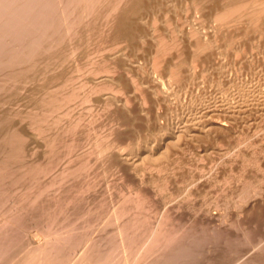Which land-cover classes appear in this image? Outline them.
Returning <instances> with one entry per match:
<instances>
[{
	"label": "rangeland",
	"instance_id": "rangeland-1",
	"mask_svg": "<svg viewBox=\"0 0 264 264\" xmlns=\"http://www.w3.org/2000/svg\"><path fill=\"white\" fill-rule=\"evenodd\" d=\"M17 1L20 4L21 0L0 1L3 3H0V22L5 20L4 13H7V9L14 3L16 5ZM63 1L69 5L65 3L66 7ZM89 1L59 0L58 2L55 0L56 4L52 2L55 8L51 2L47 1L50 6L46 4L47 6L44 7L46 11L50 9L49 11L54 13L57 9L65 7L63 13L65 20L62 22L66 24L61 23L64 27V29L61 27L64 33L61 32L62 42L58 43L51 37L52 39H48L47 43L50 44L49 40L54 43L50 41L52 46L49 45L51 47L49 50H43L45 47L48 48L46 42L42 45L43 49L40 52L43 55L40 54L36 58L37 63L34 69L31 68L29 71V75L31 76L34 72L33 75L36 78H29L34 80L31 83L28 79L26 83H22L23 86L18 85L20 86L18 95L14 96L16 88L10 89L12 86L4 89L5 92L0 90V118L2 114L6 117L10 115L9 117L13 118L16 123L17 130L23 128L22 138L28 144L26 145L28 151H21L23 163L26 165H22L24 168H21V171L17 170L20 171L19 182L15 183L17 186L15 184L12 187L8 186L7 183L9 184L13 178L8 177L11 180L7 179L10 181L6 182V187L4 184L3 188L6 190H2L0 195L2 200L0 203V237L1 239L12 235L14 237L16 234L21 237L10 243V250L0 252V264H263L264 37L262 36L264 31L262 32L261 28L264 30V14L260 15L259 19L257 18L258 21H255L260 25V33L257 31L258 34H256L251 27L254 19L248 24V14L242 15L239 19L235 18L238 21L229 19L228 25L223 27L225 22L221 21L225 18H222V13L216 11L208 14L206 11V15V12L204 14V11L200 10L193 0L190 2L189 0H150V3L145 0L147 7L137 14V23L144 30L146 29L147 35L139 39L137 37L135 40L141 48L137 50L141 64H138L135 56H128L125 62L128 61V68L131 69L128 70L129 72L127 68L124 69L125 74L123 73V77L118 79L117 76L123 69L118 68L119 70L115 71L118 66L112 67L115 58L106 60L107 54L113 51V46L112 49H110L111 46L107 48L104 43L97 40L94 42L89 40L85 44L81 42L82 40L80 41L82 27L85 26L83 24H87V21L91 22L90 18H93L92 15L98 8L95 5L98 3L96 2L92 6L94 11L86 9ZM123 1L121 0L122 3L119 6L123 4ZM211 1L206 3L209 12V5L211 7L218 0ZM45 2L40 4L44 6ZM79 2L81 6L78 5ZM9 3L10 6H8ZM30 4L32 6L30 5L29 8H32L34 3ZM39 6H35L34 10ZM60 11L63 12V9ZM59 12L58 17L62 13L59 14ZM8 15L9 13L6 14ZM142 15L146 20L142 18ZM112 17L113 14L108 16V22H112L110 20ZM229 17L231 18L232 15ZM7 20L4 21L5 24L9 23V19ZM230 21H236L235 25L233 22L229 24ZM106 25L107 23L102 29L108 32L109 28ZM215 28H220V35L224 30L232 32L234 29V33H238L235 29L243 31L245 28L244 30H247L251 36L247 42L250 38L253 41L248 42L250 46H247V43L245 48H240L242 53L238 51V46H235L238 49L234 48L231 52L228 50L230 54L227 51L228 55L223 56L224 60L222 55L216 54L218 49L214 47V59L218 62L224 61V65H221L223 69H219L220 63L217 66L218 70L216 67V69L209 68L211 71L214 69L217 74L211 75L210 72L212 77L201 78V88L204 86L207 91L210 87L209 91L192 94L188 92L187 84L184 85L186 87L181 86L182 90L174 74L173 76L167 75L169 72H163L164 69L162 70L161 67L162 72L158 69V73L161 72L162 79L165 77L164 84L167 83L165 85L170 90L167 100L170 99L171 102L160 98L159 89L154 92L149 89L159 97L158 99H155L156 96H149L153 93L149 90L148 93L146 90L148 94L146 95L149 97L147 101L143 100L144 97L147 98L146 95L143 96L147 83L142 82L141 78L147 74V69L152 67L151 59L147 60L144 55H142L143 61L141 59L144 47L150 46L151 43L150 49H155V42L159 39L160 46L164 47L162 43L165 42L166 47L169 45V52L167 51L165 57L169 59L174 57L176 60L180 57V51L193 54L199 34L209 33ZM39 32V30L35 32L33 30V33L32 31L25 32L19 37L33 38ZM253 33L259 39L255 35L253 39ZM152 35H155V39ZM7 37L9 39L12 36ZM222 43H227V41ZM120 44H118L119 47L124 45ZM222 45L220 52L223 47L227 46V44ZM244 49L247 50L244 51ZM226 50L223 49V51ZM235 50L239 54L234 52ZM44 51L45 53H42ZM194 62L189 61L185 64L187 73H193L195 77H200L202 73L208 74V71H203L198 61L195 65ZM21 65L22 63L19 64ZM25 65L21 67L24 68ZM136 66H139L142 72ZM97 68L102 70L99 71ZM131 70L141 78L137 79L134 73H130ZM113 71L118 72V75L115 76ZM102 73L114 75L115 79L120 82L114 79V82H109L110 78ZM4 74L1 73L0 79L6 78ZM93 77L97 78L96 81ZM169 77L174 78V81H170ZM49 78L55 79L47 83L46 89L41 88L40 86ZM122 80L129 85L127 92L122 90V88L126 89L125 81ZM137 80L145 85L143 86ZM135 81L139 82L136 86L141 84L139 87H143L134 86V83H137ZM163 81L152 84L158 86L163 84ZM131 82L134 87H131ZM207 83L210 85L208 86ZM0 84L6 86L2 81ZM121 84H123L122 88ZM35 87L40 88L37 90ZM136 88L144 92L141 90L138 92ZM178 91L181 95H178ZM131 92L133 95H130ZM109 94L112 98L115 96V101H113L114 98L109 97ZM127 94L132 98H129ZM208 95L211 99L207 98ZM46 96H49L51 100L54 98L52 105L50 103L49 107H44L47 111L37 103L41 101V98L47 99ZM102 98H104L103 102L100 100ZM106 99L111 102L108 103ZM158 100L164 102L159 103ZM114 102L118 107L112 104ZM199 102L204 104L202 109L199 107L201 106ZM121 103L123 105L125 103L124 107ZM179 103L181 106L177 107ZM154 104L156 106H151ZM120 105L121 110L126 106L127 112L123 111L128 113L126 118H129L127 121L131 123L126 121L127 127L123 120L120 121L125 124L124 127L120 125L121 122L116 120L115 116L117 113L112 111L120 112ZM207 106L209 109L212 107L213 114L215 112L217 114L215 116L211 113V118L215 116L212 118L215 122L219 120L222 122L224 119V125L215 127L216 129L213 127L215 130H208L211 131L208 132L209 134L205 130V134L204 132L202 134V131L195 132L194 129H197V126L200 130L196 116L199 115L201 117H198L202 119L205 110H208ZM179 108L181 111H177ZM4 111H6L5 114ZM117 116L121 117V114L118 113ZM156 123H159L160 127ZM178 129L181 131L179 134L183 135L180 138L178 135V140L176 137L172 138L173 140H170L168 145L160 148L158 145L160 142L157 141L163 140L161 138L163 134ZM126 131H128L127 136L132 133L134 135L127 138ZM193 132L197 133L198 137L194 136L195 134L192 135ZM145 145L148 149L151 147V151L154 150L152 155L148 154L150 150L146 152L149 157L145 156L146 159L140 160L141 164L137 165L139 168L133 162H128L125 155L123 156L125 153L127 157L130 155L128 160L133 161L138 157L136 152L138 153L139 149L141 150ZM153 163L157 166L155 167ZM27 165L36 166L38 172L30 173L25 169ZM123 167L126 169H122ZM15 168V165L10 167L12 170ZM136 168L139 169L138 172ZM21 221L25 224L21 225ZM18 224L22 227L19 228V235L16 231L18 228L15 229ZM23 226H26L25 229Z\"/></svg>",
	"mask_w": 264,
	"mask_h": 264
},
{
	"label": "bare ground",
	"instance_id": "bare-ground-1",
	"mask_svg": "<svg viewBox=\"0 0 264 264\" xmlns=\"http://www.w3.org/2000/svg\"><path fill=\"white\" fill-rule=\"evenodd\" d=\"M1 1V0H0ZM6 1V0H5ZM46 1V2H45ZM47 1L50 3L51 2V4H52V2L53 3H55L56 4V2H55V0H21V2H19L20 4H18V1H17V3H16V5H15V3L13 4V5H11V7L10 8H6L7 9V13H4L5 15V22L6 21H8L7 19H9V23L7 22L6 24H5V22L3 21V22H0V24L1 23H3L2 25H0V67H1V69H0V72L1 73H5L4 74V76L6 77V78H2V79H0V81H2L4 84H6V86H4L3 84H0V90H3L4 92H5V90L4 89H7V88H10L11 86H12V88H10V89H15L16 88V93H15V95H14V93H13V95L14 96H16V95H18V93L17 92H19V89H20V86H18V85H21L22 83H26L27 82V80L30 78V79H32V77H35L36 78V76L35 75H33L34 74V72H32L33 74V76L31 75H29V71L31 70V68H32V70L34 69L33 67H35V65H36V58L41 54V49H43V47H42V45L46 42L47 43V40L48 39H52V38H54V40L55 41H57L58 43H60V42H62L61 41V32L63 33V30L61 29V27H63L62 25L65 23H63L62 21H64L65 19H63L64 18V16L63 15H65V14H63L64 13V8L65 7H63L62 8V6H60L62 9H63V12L62 11H60V10H62V9H57V11L59 12H62L61 13V15H59V17H58V12L56 11V12H51V11H49L48 9H47V11L45 10V6H47V5H49V4H47ZM58 2H59V0H57ZM70 1V0H69ZM76 1H79V0H76ZM84 1V0H83ZM86 1V0H85ZM95 0H90L89 2H88V4H86V9H88L89 8V10L90 9H92V6L96 3V2H98V3H96L95 5L98 7V8H96V10H95V12L93 13V18L91 19L90 18V20H91V22L90 23H88L89 21H87V24H83V25H85L84 27H82L83 29L81 30V34H80V41L83 43V44H85L87 41L89 42V40H93V42L94 41H100V42H102V43H104L105 44V46L108 48L109 46H111V48L110 49H112V46H113V51L111 52V53H108L107 51H105V52H107L108 54H107V56H106V60H107V58H109V59H114L113 61H114V65L112 66V67H115L117 70H115V71H118L119 69H121L122 70V72L119 74V76H117L118 75V72H116L115 73V71H113V73H115V76H117L118 77V79H120L121 77H123L122 75H123V73H124V69H126L127 68V71L129 70V69H131L130 67L128 68V61L127 62H125V60H126V58H127V60H128V56H130V55H132V56H135L136 57V59L138 60V57L140 58V55L138 54L139 53V51H138V53H137V50H139V48H140V45H138L137 44V42L135 41L136 39H137V37H138V39L141 37V38H143L144 37V35L147 33V32H145L146 31V29L144 30L140 25H138V23H137V14H139V11L141 12V10L142 9H144V8H146L147 7V3L145 2V0H124L123 1V4L122 5H120L119 6V4L120 3H122L121 2V0H99V1H95ZM193 1H195V4H197L198 5V8L200 9V10H202V11H204V14H205V12L207 11L208 12V14H210V13H212V12H216L217 11V13H222L221 14V16H222V18L224 19L225 18V20L224 21H221L222 23L223 22H225L224 23V26L223 27H225V25H228L227 24V21H229V19H234V20H236V19H239V17H241L242 15H244V14H248L247 15V17L249 18V23L248 24H250V22L252 21L253 22V19H254V22H253V24H251V25H253V26H251L252 27V30L256 33L257 31H258V33H260V29H259V22H256L255 23V21L257 20L258 21V19L260 18L259 16L261 15L262 16V14H264V0H216L217 2H218V4H217V2L214 4V5H211V7H210V5H209V10H210V12L208 11V5L206 4V3H209V1H211V0H193ZM10 2V1H9ZM43 2H45L44 4V6L43 5H41ZM58 2H57V4H58ZM90 2H91V5H90ZM147 2H149L150 3V0L148 1L147 0ZM189 2H190V0H189ZM0 3H2V2H0ZM7 3V2H6ZM13 3V2H12ZM30 3H34L33 4V9L32 8H29V7H31L32 6V4H30ZM41 3V4H40ZM61 3V2H60ZM63 5H65L66 6V4H67V2L66 1H63ZM66 3V4H65ZM83 3V2H82ZM85 3V2H84ZM87 3V2H86ZM149 3H148V5H149ZM211 3H213L212 1H211ZM210 3V4H211ZM3 4V3H2ZM18 4V5H17ZM47 4V5H46ZM71 4H73L72 3V1H71ZM75 4V3H74ZM80 4V2L78 3V5ZM31 5V6H30ZM37 5L39 6H43V7H40L39 6V8H37L36 10H34L35 9V6L37 7ZM69 4H67V6H68ZM1 6V5H0ZM8 6H10V3H9V5ZM7 6V7H8ZM13 6V7H12ZM50 6V5H49ZM48 6V7H49ZM52 6H54L53 8H55V5H53L52 4ZM51 6V7H52ZM66 6V7H67ZM75 6V5H74ZM76 6H77V3H76ZM80 6H81V4H80ZM95 6V7H96ZM78 7V6H77ZM91 7V8H90ZM150 7V6H149ZM44 8V9H43ZM58 8V7H57ZM94 8V7H93ZM1 9V8H0ZM84 9V8H83ZM3 10V9H2ZM34 10V11H33ZM54 10V9H53ZM66 10V9H65ZM69 10V9H68ZM88 10V11H89ZM93 11H94V9H92ZM116 10V11H115ZM145 10V9H144ZM162 10V9H161ZM195 10V9H194ZM213 10V11H212ZM67 11V10H66ZM73 11V10H72ZM79 11V10H78ZM115 11V12H114ZM224 11V12H223ZM4 12V11H3ZM60 12H59V14H60ZM86 12V11H85ZM84 12V13H85ZM92 12V11H91ZM207 12H206V15H207ZM9 13V17L8 16H6V14H8ZM57 13V14H56ZM144 13H146V12H144ZM92 14V13H91ZM111 14V15H110ZM112 14H113V17H112V19H110L112 22L110 23V21L108 22V16H112ZM16 15H18V17L16 16ZM79 15V14H78ZM194 15V14H193ZM232 15V17L230 18L229 16H231ZM2 16V15H1ZM13 16H14V18H13ZM17 18H16V17ZM61 16H63V17H61ZM163 16V15H162ZM216 16V15H215ZM245 16V15H244ZM3 17V16H2ZM83 17V16H82ZM229 17V18H228ZM234 17V18H233ZM259 17V18H258ZM16 18V19H15ZM59 18V19H58ZM80 18V17H79ZM142 18H143V15H142ZM221 18V17H220ZM236 18V19H235ZM258 18V19H257ZM62 19V20H61ZM143 19H145V17L143 18ZM219 19V18H218ZM217 19V20H218ZM82 20V19H81ZM146 20V19H145ZM197 20V19H196ZM79 21V20H78ZM85 21V20H84ZM106 21V22H105ZM236 21H238V20H236ZM236 21H230V23L229 24H231L232 22H233V24L235 25V23L234 22H236ZM264 21V20H263ZM263 21H262V23H263ZM105 22V24L107 23V25L106 26H108V32H105L103 29H102V27H103V25H105V24H103ZM247 22V21H246ZM61 23H62V25H61ZM183 23V22H182ZM195 23V22H194ZM256 25H255V24ZM257 23H258V25H257ZM66 24V23H65ZM260 24H261V22H260ZM70 25V24H69ZM76 25H77V23H76ZM180 25V24H179ZM222 25V24H221ZM71 26V25H70ZM79 26H80V24H79ZM193 26V25H192ZM143 27H145L144 25H143ZM147 27V26H146ZM202 27V26H201ZM232 28H233V26H231ZM230 27V28H231ZM235 27V26H234ZM251 27L249 28V29H251ZM33 28V29H32ZM35 28H36V30H39L40 32H39V34H37L36 35V37H35V35H34V37L33 38H30V37H25V38H28L27 40H25V41H22V40H24V39H22V38H20L21 37V34H25V32L27 33V32H30V31H32V33H33V30H34V32L36 31L35 30ZM247 28V27H246ZM63 29H64V27H63ZM242 29V28H241ZM245 29V28H244ZM243 29V31H242V35L239 33V31L240 30H238V29H235V31L237 30L238 31V33H234V29L232 30V32L229 30V31H227V30H224V32H222V35H220L219 34V32H220V28H215V29H213V30H211L209 33H206V34H199V37H198V39L196 40L197 42L195 43L197 46H196V48L194 49V53L193 54H188L187 52H185V51H180V54H179V59H176L175 60V58L174 57H171V56H173V54L170 56L171 58L169 59V58H167V57H165L166 56V53H167V51H168V48H169V45H168V47H166L167 45L165 44V43H162V44H164V47L163 46H160V40L158 39H156L155 41V49H153V50H151L150 49V46H151V43H150V46L149 45H147V46H145L144 47V51L141 53V56L142 55H144V56H146L147 57V60H152V61H150V62H152V67L148 70L147 69V67L149 66V65H147V67L145 66V68L147 69V74H145V76L144 77H140L141 78V81L142 82H146L147 83V85H145L144 83V85H145V88L146 89H144L145 91L147 90H149V89H152V91L154 92L156 89H159V94L161 95H159L160 96V98H162V99H166L167 100V98H169V91L170 90H168L167 89V87L168 86H166L165 84H167V83H165L164 84V82L165 81H163V79H165V77L162 79V77L163 76H161L162 74H161V72H162V70H163V72L165 71V72H169V73H167V75L168 74H170V75H172L173 76V74H174V76H175V80H177L178 81V86L179 87H186L187 86V88H189V93L190 92H192V94L193 93H199V92H203V93H205V92H208L209 91V88H208V90L206 91V88H204V86H203V88H201L202 86H201V78L202 77H209V76H211L212 74H214L215 73V70L213 71H211L210 69L211 68H217V66H219L220 65V67H219V69L220 68H222L223 69V67H221V65L224 63V61L222 62V61H216L215 59H214V57H213V55H215L214 53H213V50H214V52H215V48L216 49H218V50H216L217 51V53L216 54H219V55H222L221 57H222V59L225 57V56H227L228 54H226V52L229 50L230 52H231V50H234V48L235 49H238V47H239V50L238 51H240V53H242L241 52V49L240 48H245V46H246V44L249 42L250 43V41H253V40H251V38H250V41L248 40V42H247V39L249 38V37H251L249 34H248V32H247V30H244ZM248 29V30H249ZM30 30V31H29ZM180 30V29H179ZM200 30V29H199ZM153 31V30H152ZM240 31V32H241ZM261 31L263 32L264 30L261 28ZM59 32H60V34H59ZM200 32H202V31H200ZM251 32V31H250ZM255 33H253L252 35V37H253V39L256 37V35H255ZM258 33H256V34H258ZM264 33V32H263ZM20 34V35H19ZM64 34V33H63ZM62 34V35H63ZM149 34V33H148ZM157 34H159V33H157ZM191 34V33H190ZM208 34V35H207ZM262 34V33H261ZM260 34V36H262ZM8 35H11L12 37L11 38H9L8 39ZM31 35V34H30ZM147 35V34H146ZM202 35H204V36H202ZM205 35H207V36H205ZM254 35H255V37H254ZM20 36V37H19ZM23 36V35H22ZM25 36V35H24ZM33 36V35H32ZM149 36V35H148ZM153 36V35H152ZM155 36V35H154ZM154 36H153V38H154ZM201 36V37H200ZM215 36V37H214ZM52 37V38H51ZM63 37V36H62ZM65 37V36H64ZM147 37V36H146ZM159 37V36H158ZM258 37V36H257ZM256 37V38H257ZM264 37V35L262 36V38ZM45 38H47V39H45ZM261 38V40H263ZM155 39V38H154ZM257 39H259V38H257ZM257 39H255L256 41H257ZM45 40V41H44ZM145 40V39H144ZM148 40V39H147ZM225 40L227 41V43H222V42H225ZM42 41V42H41ZM50 41H52V40H49V45L50 46H52L51 45V42ZM149 41H150V39H149ZM154 41V40H153ZM56 42V43H57ZM92 42V41H91ZM92 42V43H93ZM145 42V41H144ZM263 42H264V40H263ZM263 42H261L260 41V43H263ZM41 43V44H40ZM52 43H54L53 41H52ZM120 43H123L124 45L123 46H121V47H119L118 46V44L119 45H121ZM143 43V42H142ZM146 43V42H145ZM248 43V45L247 46H250L251 44H249ZM254 43V42H253ZM252 43V44H253ZM257 43V42H256ZM255 43V44H256ZM259 42H258V45L260 44ZM98 44V43H97ZM141 44V43H140ZM148 44V43H147ZM222 44H227V46H225V48L223 47V49L224 50H226V51H223V49L221 50V52H220V50L219 49H221V47L223 46ZM48 45V43L46 44V46ZM48 45V48L47 47H45V49H43V50H49V48H51L50 46ZM61 45V44H60ZM59 45V46H60ZM144 45V44H143ZM257 45V46H258ZM262 45V44H261ZM82 46V45H81ZM97 46H99L100 47V45H97ZM118 46V47H117ZM235 46H238V47H235ZM253 46H255V45H253ZM42 47V48H41ZM55 47H56V45H55ZM57 47H58V45H57ZM64 47V46H63ZM152 47V46H151ZM215 47V48H214ZM227 47V48H226ZM260 47V46H259ZM92 48H93V46H92ZM154 48V47H153ZM193 48V47H192ZM214 48V49H213ZM247 48V47H246ZM250 48V47H249ZM254 48V47H253ZM255 48H256V46H255ZM96 49V48H95ZM102 49V48H101ZM116 49V50H115ZM127 49H129L128 51H127ZM141 49V48H140ZM248 49V48H247ZM246 49V50H247ZM251 49V48H250ZM182 50V49H181ZM245 49H244V51H246ZM45 51L44 52H42V53H45ZM102 51V50H101ZM100 51V52H101ZM109 51V50H108ZM111 51V50H110ZM142 51V50H141ZM140 51V52H141ZM179 51L177 52V54L179 53ZM228 51V52H229ZM243 51V52H244ZM250 51V50H249ZM59 52V51H58ZM169 52V51H168ZM227 52V53H228ZM230 52H229V54H230ZM234 52H237V50H235ZM238 53V52H237ZM237 53H236V55H237ZM105 54V53H104ZM104 54H103V58L105 59V57H104ZM176 54V55H177ZM226 54V55H225ZM239 54V53H238ZM41 55H43V54H41ZM60 55V54H59ZM62 55V54H61ZM87 55V54H86ZM225 55V56H224ZM95 56H96V54H95ZM102 56V55H101ZM131 56V57H132ZM224 56V57H223ZM234 56V55H233ZM130 57V58H131ZM134 57V58H135ZM145 57V58H146ZM217 57V56H216ZM133 58V57H132ZM149 58V59H148ZM166 58H167V60H166ZM109 59H108V61H109ZM136 59H134V61L136 60ZM141 59H142V61H143V56L141 57ZM221 59V60H222ZM225 59V58H224ZM223 59V60H224ZM39 60V59H38ZM37 60V61H38ZM106 60H104V61H106ZM218 60V59H217ZM220 60V59H219ZM112 61V62H113ZM132 61H133V59H132ZM191 62V61H195L196 63H197V61L201 64V66L200 67H202V69H203V71H208V74H201V76L199 77H195L194 75H192L193 73H187V71L185 70V64L187 63V62ZM238 61V60H237ZM101 62V61H100ZM109 62H111V61H109ZM195 62H194V65H195ZM20 63H22V65L23 64H26L25 65V67L24 68H22L21 66H19V64ZM47 63V62H46ZM45 63V64H46ZM108 63V62H107ZM106 63V64H107ZM115 63H116V65H115ZM130 63V62H129ZM132 63V62H131ZM135 63V62H134ZM140 63V61L138 60V64ZM144 63V62H143ZM149 63V62H148ZM220 63V64H219ZM50 64V63H49ZM141 64V63H140ZM219 64V65H218ZM101 66H104L103 64H100ZM143 65V64H142ZM199 65V64H198ZM224 65V64H223ZM94 66H96V65H94ZM109 66V65H108ZM107 66V67H108ZM141 66V65H140ZM225 66H226V64H225ZM238 66V65H237ZM98 67V66H97ZM112 67H110V68H112ZM136 67H138L139 69H140V67L139 66H136ZM161 67H162V70H161ZM164 67V68H163ZM104 67H102V69H103ZM105 68H106V66H105ZM114 68V69H115ZM119 68V69H118ZM149 68V67H148ZM210 68V69H209ZM215 68V69H216ZM98 69V68H97ZM102 69H98L99 71L100 70H102ZM113 69V68H112ZM111 69V70H112ZM136 69V68H135ZM134 69V70H135ZM143 69V68H142ZM158 69L161 71V72H159L158 73ZM192 69V68H191ZM199 69V68H198ZM106 69H104V71H105ZM120 70V71H121ZM137 70V69H136ZM136 70H135V73H136ZM167 70V71H166ZM194 70V69H193ZM217 70H218V68H217ZM225 70V69H224ZM53 71V70H52ZM99 71H96L97 73L99 72ZM119 71V72H120ZM30 72V73H31ZM49 72V71H48ZM51 72V71H50ZM102 72V71H101ZM100 72V73H101ZM129 72V71H128ZM140 72H142L141 71V69H140ZM144 72V71H143ZM210 72H211V75H210ZM220 71H218V73H219ZM239 72V71H238ZM1 73H0V76H1ZM36 73V72H35ZM99 73V74H100ZM111 73V72H110ZM130 73H134V71L133 70H131V72ZM134 73V74H135ZM201 73V72H200ZM221 73V72H220ZM95 74V73H94ZM102 74H104V75H106L105 73H102ZM117 74V75H116ZM125 74V73H124ZM134 74H132L133 76H134ZM144 74V73H143ZM165 74V73H164ZM215 74H217V73H215ZM222 74H224V72L222 73ZM96 75V74H95ZM146 75H148V76H146ZM200 75V74H199ZM3 76V75H2ZM3 76V77H4ZM97 76V75H96ZM115 76L114 75H109V74H107L105 77H109L110 79L108 80L109 82H114L113 81V79L114 80H116L115 79ZM125 76V75H124ZM131 76V75H130ZM132 76V77H133ZM135 76L136 77H138L137 76V74H135ZM134 76V77H135ZM142 76V75H141ZM151 76V78H149ZM161 76V77H160ZM222 76H224V75H222ZM104 76H102V78H103ZM104 77V78H105ZM116 77V78H117ZM132 77H129L130 79L132 78ZM204 77V78H205ZM212 77V76H211ZM217 77V76H216ZM1 78V77H0ZM34 78V79H35ZM125 78V77H124ZM128 78V79H129ZM139 77L137 78V79H140ZM170 79V81H174V78H171V77H169ZM210 78V77H209ZM221 78V77H220ZM224 78V77H223ZM29 79V81H30V83H31V81L33 82L34 80H30ZM52 79H55V78H49L47 81H46V83H44L43 85H41L40 87L41 88H45L46 89V87H48L47 85V83L48 82H51L52 81ZM56 79H57V77H56ZM86 79V78H85ZM93 79H95L94 81H96V79L97 78H94L93 77ZM99 79V78H98ZM101 79V78H100ZM108 79V78H107ZM112 79V80H111ZM133 79V78H132ZM145 79V80H144ZM167 79V78H166ZM208 79V78H207ZM134 80H135V78H134ZM168 80V81H169ZM206 80V79H205ZM209 80V79H208ZM28 81V82H29ZM92 81V80H91ZM104 81H105V79H104ZM116 81H119V80H116ZM123 82L125 81V80H122ZM137 81H140V80H137ZM137 81H135V82H137ZM141 81H140V83H141ZM163 81V84H159L158 86L156 85V86H154V84H152L153 82H155V83H160V82H162ZM169 81V82H170ZM176 81V82H177ZM202 81H203V79H202ZM223 81V80H222ZM227 81V80H226ZM120 82V81H119ZM134 82V81H133ZM209 82V81H208ZM212 82V81H211ZM213 82H214V80H213ZM242 82V81H241ZM29 83V84H30ZM91 83V82H90ZM96 83V82H95ZM107 83V82H106ZM130 83V82H129ZM139 82H137V83H134V86H136V84H138ZM157 83V84H158ZM224 83V82H223ZM7 84H8V86H7ZM33 84V83H32ZM110 84H112V83H110ZM118 84H120V83H118ZM131 84H132V82H131ZM130 84V85H131ZM142 84V83H141ZM141 84H139V85H141ZM142 84V85H143ZM173 84V83H172ZM185 84H187L186 86H184ZM208 84V83H207ZM207 84H206V87H207ZM24 84H22L21 86H23ZM34 85V84H33ZM100 85V84H99ZM98 85V86H99ZM115 85H116V83H115ZM139 85H137L138 87H139ZM143 85V86H144ZM170 85V84H169ZM204 85V84H203ZM210 85V83L208 84V86ZM212 85V84H211ZM14 86V87H13ZM17 86V87H16ZM59 86V85H58ZM102 86V85H101ZM109 86V85H108ZM121 86V88L123 87V84H121L120 85ZM119 86V87H120ZM124 86H125V88L126 89H123L122 88V90H126V92H127V90H129V85L127 84V82L125 81V84H124ZM133 86V84L131 85V87ZM133 86V87H134ZM136 86V87H137ZM142 86V87H143ZM215 86V85H214ZM25 87V86H24ZM39 87V88H40ZM50 87V86H49ZM142 87H139V88H142ZM171 87V86H170ZM172 87H173V85H172ZM182 87L180 88V89H182ZM220 87V86H219ZM26 88V87H25ZM35 88H37V90L39 89L38 87H35ZM94 88V87H93ZM191 88V89H190ZM10 89H8L9 91H12L13 92V90H10ZM24 89V88H23ZM33 89V88H32ZM133 90H134V88H132ZM131 89V90H132ZM137 89V88H136ZM219 89V88H218ZM218 89H217V91H218ZM22 90V89H21ZM138 90V89H137ZM143 91L144 92V90H142V89H139L138 90V92L139 91ZM177 90V89H176ZM183 90V89H182ZM213 90V89H212ZM221 90V89H220ZM32 91V90H31ZM43 91V90H42ZM147 91L145 92V94L143 95V96H145L146 94H147ZM150 91V93L152 92L151 90H149ZM149 91H148V93H149ZM180 91V90H179ZM178 91V95H181L180 94V92ZM33 92H36L35 90H33ZM152 92V93H153ZM171 92H173V90L171 91ZM184 92V91H183ZM186 92H187V90H186ZM185 92V93H186ZM133 92H131L130 93V95H133L132 94ZM141 93V92H140ZM141 93V94H142ZM211 93V92H210ZM209 93V94H210ZM10 94H12V93H10ZM125 94V93H124ZM154 94V93H153ZM152 94V95H153ZM173 94V93H172ZM172 94H171V96H172ZM184 94V93H183ZM201 94V93H200ZM207 94V93H206ZM12 95V96H13ZM55 95V94H54ZM105 95V94H104ZM116 95V94H115ZM118 95V94H117ZM128 96H129V98L131 97L132 98V96H130L129 94H127ZM135 95V94H134ZM140 95V94H139ZM148 95V94H147ZM146 95V97L147 98H145L144 97V99L143 100H145L146 99V101H147V99H148V97L149 96H151V97H155L156 95L154 94V96H152V95H149V96H147ZM173 95H175V94H173ZM191 95V94H190ZM195 95V94H194ZM194 95H193V97H194ZM204 95V94H203ZM222 95V94H221ZM53 96V95H52ZM56 96V95H55ZM100 96V95H99ZM98 96V97H99ZM106 96V95H105ZM113 96V95H112ZM127 96V97H128ZM142 96V97H143ZM188 96V95H187ZM192 96V95H191ZM210 95H208L207 96V98L209 97ZM214 96V95H213ZM213 96H212V98H213ZM46 97H48L47 99L46 98H44V99H42L41 98V101H39V102H37L38 103V105H40V106H42L43 107V109H45V108H47V107H49L50 106V103H51V105H52V100L54 99H50L49 98V96H46ZM103 97V96H102ZM108 97V96H107ZM109 97H111L110 96V94H109ZM150 97V98H151ZM190 97V96H189ZM192 97V98H193ZM211 97V96H210ZM209 97V98H210ZM229 97V96H228ZM100 98V97H99ZM112 98V97H111ZM114 98V100L113 101H115V96L113 97ZM112 98V99H113ZM159 97H157L156 96V98L155 99H158ZM181 98V97H180ZM186 98H188V97H186ZM208 98V99H209ZM215 98V97H214ZM96 99V98H95ZM94 99V100H95ZM104 98H102V99H100L101 101L103 100ZM111 99V100H112ZM118 99H120V98H118ZM123 99L124 98H122V102H124L123 101ZM128 99V98H127ZM138 99V98H137ZM137 99H135V100H137ZM152 99V98H151ZM162 99H160V100H162ZM184 99V98H183ZM189 99V98H188ZM194 99H196V98H194ZM197 99H198V96H197ZM205 99V98H204ZM211 99V98H210ZM109 100H110V98H109ZM129 100V99H128ZM134 100V101H135ZM154 100V99H153ZM152 100V102L154 103V101ZM160 100H158V101H160ZM187 100V99H186ZM207 100V99H206ZM216 100V99H215ZM8 101V100H7ZM106 101H107V99H106ZM112 101V102H113ZM140 101V100H139ZM142 101V100H141ZM149 101V100H148ZM170 101V99L169 100H167L166 102H169ZM192 101H194V100H192ZM198 101V100H197ZM219 101V100H218ZM222 101V100H221ZM220 101V102H221ZM95 102H96V100H95ZM99 101L97 100V103H98ZM103 102V101H102ZM101 102V103H102ZM108 102V101H107ZM109 102H111V101H109ZM108 102V103H109ZM119 102V101H118ZM129 102H130V100H129ZM157 102V101H156ZM163 103L164 101H160L159 103ZM171 102V101H170ZM176 102V101H175ZM209 102H210V100H209ZM212 102V101H211ZM223 102H225V101H223ZM36 103V104H37ZM93 103H94V101H93ZM96 103V104H97ZM120 103V102H119ZM137 103H139V102H137ZM150 103V102H149ZM158 103V102H157ZM182 103V102H181ZM181 103H179L178 104V106L177 107H180L181 106ZM199 103H201V102H199ZM207 103V102H206ZM228 103V102H227ZM49 104V105H48ZM111 104V103H110ZM112 104H116V102H114V103H112ZM122 104V103H121ZM129 104V103H128ZM144 104V103H143ZM143 104H141V105H143ZM152 104V103H151ZM184 104V103H183ZM182 104V105H183ZM187 104V102L185 103V105ZM193 104V103H192ZM215 104V103H214ZM220 104V103H219ZM118 105V104H117ZM124 105H125V103H124ZM124 105L122 104V107H124ZM161 106H163V104H160ZM164 105H166V104H164ZM180 105V106H179ZM196 105V104H195ZM201 106H199L201 109L204 107H202V105H204V104H200ZM208 105V104H207ZM212 105H213V102H212ZM216 105V104H215ZM224 105V104H223ZM222 105V106H223ZM233 105V104H232ZM116 106V105H115ZM151 106H156L155 104L154 105H151ZM171 106V105H170ZM187 106H189V105H187ZM191 106V105H190ZM189 106V107H190ZM193 106H194V104H193ZM234 106V105H233ZM232 106V107H233ZM45 107V108H44ZM116 107H118V106H116ZM120 107V110L122 109V107H121V105L119 106ZM188 107V109H190ZM198 107V108H199ZM208 107V106H207ZM207 107H205V108H207ZM53 108V107H52ZM51 108V109H52ZM159 108H160V106H159ZM175 107L173 106V109H174ZM193 108V107H192ZM215 108V107H214ZM213 108V109H214ZM224 109L226 108V107H223ZM230 108V107H229ZM239 108V107H238ZM10 109V108H9ZM42 109V108H41ZM113 108H111V110H112ZM116 109V108H115ZM138 109H140V108H138ZM153 109V108H152ZM181 108H179V110H177V111H181L180 110ZM185 109H186V107H185ZM200 109V110H201ZM211 109H212V107H210V109H209V107H208V110L206 109H204L205 110V112H204V115H202L203 117H202V119H200L199 117H201V116H196V119H198L199 120V125H200V130L198 129V126H197V129H194V131L196 132H200V131H202V134H203V132H204V130L205 131H207V133L209 132L208 130H210V129H212V130H215L216 128L215 127H223V125H224V123H223V121H224V119H223V121L222 122H220V120L219 121H214L212 118L213 117H215L217 114H216V112L213 114L212 113V111H211ZM223 109V110H224ZM46 110V109H45ZM117 110V109H116ZM123 110H125L126 111V106H125V108L123 109ZM123 110H121L120 112H116L115 110H112V111H114V113H117L115 116L118 118H116V120H118V121H120V120H123L124 121V123L129 119H127L126 117H127V115H128V113H125ZM128 110V109H127ZM133 110V109H132ZM141 110V109H140ZM156 110V109H155ZM187 110V109H186ZM233 110V109H232ZM47 111V110H46ZM112 111H110V112H112ZM131 111V110H130ZM170 111V110H169ZM194 111V110H193ZM226 111H227V109H226ZM234 111V110H233ZM240 111H241V109H240ZM5 112L6 111H4L3 113L5 114ZM109 112V113H110ZM127 112V111H126ZM129 112V111H128ZM143 112H144V110H143ZM152 112V111H151ZM164 112V111H163ZM184 112V111H183ZM195 112V111H194ZM236 112V111H235ZM2 113V112H1ZM118 113H120L121 114V117H118L117 115H118ZM161 113V112H160ZM179 113V112H178ZM182 113V112H181ZM180 113V114H181ZM196 113V112H195ZM200 113V112H199ZM213 114V115H215V116H213L212 118H211V115L210 114ZM7 114H8V112H7ZM113 114V113H112ZM172 114V113H171ZM234 114H236V113H234ZM100 115V114H99ZM143 115V114H142ZM148 115V114H147ZM182 115V114H181ZM193 115V114H192ZM2 117L0 118V142H1V144H0V195H1V193H2V190H6V189H4L3 188V186H4V184H5V187L8 185V186H13L15 183H17V181L19 182V178H18V176H19V173H20V169L21 168H24L23 166L24 165H26V164H24L23 163V155L21 154V151H24V152H26V151H28V148L26 147V145H28V144H26L25 143V140L22 138L23 137V135H24V131H22L23 130V128L21 129V130H17V128H16V123H15V121H14V119L13 118H11V117H9V116H7L6 117V115H1ZM20 116V115H19ZM112 116V115H111ZM120 116V115H119ZM180 116V115H179ZM205 116V117H204ZM36 117V116H35ZM173 117V116H172ZM121 118V119H120ZM140 118V117H139ZM157 118V117H156ZM181 118H182V116H181ZM188 118V117H187ZM193 118H195L194 116H193ZM223 118V117H222ZM234 118V117H233ZM12 119V120H11ZM114 119V118H113ZM135 118H133V120H134ZM179 119H180V117H179ZM192 119V118H191ZM216 119V118H215ZM44 120V119H43ZM164 120V119H163ZM170 120V119H169ZM177 120V119H176ZM218 120V119H217ZM235 120V119H234ZM149 121V120H148ZM194 121V120H193ZM17 122V121H16ZM35 122V121H34ZM121 123H120V125H123V127H124V125L126 124H122V121H120ZM127 122H129V121H127ZM141 122V121H140ZM174 122H176V121H174ZM194 122H196L197 123V121L195 120ZM232 122V121H231ZM18 123V122H17ZM130 123V122H129ZM144 123V122H143ZM182 123V122H181ZM188 123V122H187ZM195 123V124H196ZM111 124V123H110ZM128 124V123H127ZM127 124L125 125L126 127H127ZM131 124V123H130ZM142 124V123H141ZM157 124V123H156ZM159 124V123H158ZM157 124V125H158ZM183 124H185V123H183ZM226 124V123H225ZM146 125V124H145ZM179 125V124H178ZM177 125V126H178ZM131 126V125H130ZM159 126V125H158ZM160 127V126H159ZM179 127V126H178ZM194 127V126H193ZM196 127V126H195ZM213 127L215 128V129H213ZM225 127V126H224ZM152 128V127H151ZM170 128V127H169ZM192 128V127H191ZM193 129V128H192ZM175 130V129H174ZM173 130V132H168V134L166 133V134H163V136L161 137L163 140L161 141H157V142H160V144H158L159 145V147L161 148L162 146H166V145H168L169 144V142H170V140H173L174 139V137H178V135H179V138H180V136H182V135H180L179 133L181 132L179 129L178 130H176V131H174ZM191 130V129H190ZM183 131V130H182ZM187 131V130H186ZM163 132V131H162ZM211 132V131H210ZM209 132V133H210ZM127 133H128V131H126V136H127ZM132 133V132H131ZM131 133H129V134H131ZM164 133V132H163ZM184 133V132H183ZM208 133V134H209ZM123 134V133H122ZM133 134V133H132ZM131 134V135H132ZM195 134V135H194ZM196 134L197 133H194L193 132V134L192 135H194V136H196ZM204 134H205V132H204ZM120 135V134H119ZM131 135H129V136H131ZM134 135V134H133ZM125 136V137H126ZM129 136H127V138L129 137ZM152 136V135H151ZM201 136V135H200ZM123 137V136H122ZM190 137V136H189ZM196 137H198V135L196 136ZM243 137V136H242ZM249 137V136H248ZM126 138V139H127ZM173 138V139H172ZM179 138H177V140L179 139ZM130 139H131V137H130ZM146 141H149V140H146ZM153 141V140H152ZM127 143V142H126ZM148 143V142H147ZM99 144V143H98ZM103 144V143H102ZM117 144V143H116ZM128 144V143H127ZM155 144V143H154ZM111 145V144H110ZM152 145V144H151ZM150 145V146H151ZM171 145V144H170ZM155 145H153V147H154ZM137 147V146H136ZM142 147V146H141ZM140 147V148H141ZM148 146H144V147H142V149L140 150L139 149V152L137 153L136 152V154H138V157H136L137 159H135V160H133V161H130V160H132V159H129L128 160V158H130V155H129V157H127L126 156V153L125 154H123V156L126 158V160L128 161V162H133V164H136V166L138 165V164H141L140 163V160H142L143 158H145V156H147L146 154V152H149V150L151 151V147H150V149H148L147 148ZM183 147V146H182ZM155 148H156V146H155ZM132 149V148H131ZM163 149V148H162ZM165 149V148H164ZM173 149V148H172ZM154 150V149H153ZM152 150V151H153ZM166 150V149H165ZM170 150V149H169ZM137 151V150H136ZM152 151L151 152H149L148 154H151L152 153ZM103 152V151H102ZM130 152V151H129ZM156 153H158V152H156ZM162 153H164L163 151H162ZM131 154V153H130ZM136 154H134V155H136ZM152 155V154H151ZM123 156H122V158H123ZM135 157V156H134ZM147 157H149V156H147ZM157 157V156H156ZM125 158H123V160L125 159ZM193 158V157H192ZM146 159V158H145ZM149 159V158H148ZM144 160V159H143ZM125 161V160H124ZM127 162V163H128ZM225 163V162H224ZM125 164V163H124ZM150 164V163H149ZM154 164V163H153ZM157 164V163H156ZM13 165H15L16 166V168L15 169H10V167L11 166H13ZM23 165V166H22ZM121 165V164H120ZM155 165V164H154ZM19 166H22V167H20L19 168ZM125 166V165H124ZM151 166V165H150ZM150 166H149V168H150ZM157 165H155V167H156ZM18 167V168H17ZM122 167V166H121ZM131 167H133V166H131ZM131 167H128V168H131ZM138 167V166H137ZM152 167V166H151ZM159 167V166H158ZM194 167V166H193ZM135 168V167H134ZM139 168V167H138ZM205 168V167H204ZM20 170L19 172L17 171V170ZM25 169H27L30 173H33V174H35L36 172H38L37 171V167L36 166H29V165H27V168H25ZM122 169H126L125 167H123ZM152 169V168H151ZM136 170H137V168H136ZM135 170V171H136ZM139 170V169H138ZM138 170H137V172H138ZM155 170V169H154ZM36 171V172H35ZM133 171H134V169H133ZM153 172V171H152ZM157 172V171H156ZM131 173H133L132 171H131ZM139 173H140V171H139ZM138 173V174H139ZM13 175V176H12ZM133 175V174H132ZM145 175V174H144ZM169 175V174H168ZM34 176V175H33ZM8 177H13L12 178V180L10 179V178H8ZM7 179H10V180H7ZM22 179V178H21ZM23 180V179H22ZM8 181H10L9 182V184L7 183V185H6V182H8ZM16 185V184H15ZM17 186V185H16ZM122 190V189H121ZM129 190V189H128ZM9 191H10V189H9ZM93 194V193H92ZM120 194V193H119ZM3 196V195H2ZM119 196V195H118ZM21 197V196H20ZM2 202V200L0 199V203ZM127 206V205H126ZM145 208V207H144ZM108 209V208H107ZM106 217V216H105ZM23 219V218H22ZM141 220V219H140ZM37 222V221H36ZM25 224V223H24ZM24 224H22V221H21V225H24ZM21 225H17V227L15 228V229H17L16 231H17V233L19 232V230L22 228V227H20ZM126 225V224H125ZM15 226V225H14ZM24 228L23 229H25V227L26 226H23ZM133 227V226H132ZM8 228V227H7ZM20 228V229H19ZM12 229V228H11ZM48 229V228H47ZM6 232V231H5ZM15 233V232H14ZM11 234V233H10ZM20 233H18V235H19ZM13 236V235H12ZM5 237V238H3L2 237V239H1V237H0V252L2 253H4V252H6L7 250H10V248H11V246H10V243L14 240V239H19L18 237H20V235L19 236H17V234L14 236V237ZM21 238V237H20ZM15 246V245H14ZM264 264V263H263Z\"/></svg>",
	"mask_w": 264,
	"mask_h": 264
}]
</instances>
